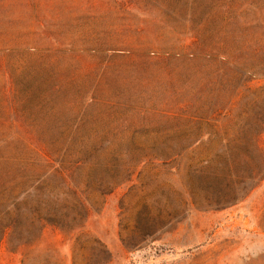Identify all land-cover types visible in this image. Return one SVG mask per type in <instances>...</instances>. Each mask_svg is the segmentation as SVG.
Masks as SVG:
<instances>
[{
    "label": "rangeland",
    "instance_id": "374dc122",
    "mask_svg": "<svg viewBox=\"0 0 264 264\" xmlns=\"http://www.w3.org/2000/svg\"><path fill=\"white\" fill-rule=\"evenodd\" d=\"M251 5L0 0V264H264Z\"/></svg>",
    "mask_w": 264,
    "mask_h": 264
},
{
    "label": "trees",
    "instance_id": "16d2710c",
    "mask_svg": "<svg viewBox=\"0 0 264 264\" xmlns=\"http://www.w3.org/2000/svg\"><path fill=\"white\" fill-rule=\"evenodd\" d=\"M247 10H250L253 13L258 14L259 17L261 16L260 21L264 25V15H263L264 14V7H259V6L251 5V6L246 7L245 9H243L242 10V14H241V12L236 13V14H233V12L230 10V16H229V18L227 20V21L230 22V24H229V28L225 31V38H227V39H230L231 38L234 41L236 40L235 39V34H236L235 33V29L238 27V25L243 26L242 23H243V20L244 19L242 18V15ZM246 24H247V21L244 20V25H246ZM226 50L228 52V49H226ZM261 62H263V61H261ZM50 110H51V108H50ZM15 112L17 113V115L19 114L16 109H15Z\"/></svg>",
    "mask_w": 264,
    "mask_h": 264
}]
</instances>
